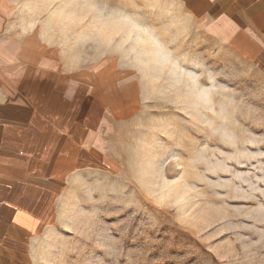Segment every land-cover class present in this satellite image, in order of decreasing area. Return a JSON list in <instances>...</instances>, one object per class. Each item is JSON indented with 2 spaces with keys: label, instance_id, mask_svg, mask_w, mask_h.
Returning <instances> with one entry per match:
<instances>
[{
  "label": "rangeland",
  "instance_id": "rangeland-1",
  "mask_svg": "<svg viewBox=\"0 0 264 264\" xmlns=\"http://www.w3.org/2000/svg\"><path fill=\"white\" fill-rule=\"evenodd\" d=\"M2 2L75 62H116L143 91L110 139L106 182L42 264H264V76L172 0Z\"/></svg>",
  "mask_w": 264,
  "mask_h": 264
},
{
  "label": "crops",
  "instance_id": "crops-1",
  "mask_svg": "<svg viewBox=\"0 0 264 264\" xmlns=\"http://www.w3.org/2000/svg\"><path fill=\"white\" fill-rule=\"evenodd\" d=\"M0 0V264H42L83 198L105 183L116 127L140 112L141 82L84 64L6 15ZM264 76V0H172ZM110 175V174H109Z\"/></svg>",
  "mask_w": 264,
  "mask_h": 264
}]
</instances>
